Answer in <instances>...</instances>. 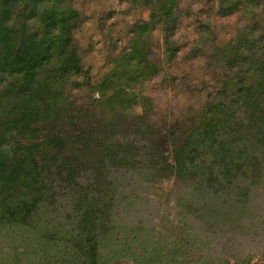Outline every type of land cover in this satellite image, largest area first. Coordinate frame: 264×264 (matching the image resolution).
<instances>
[{
	"label": "trees",
	"instance_id": "16d2710c",
	"mask_svg": "<svg viewBox=\"0 0 264 264\" xmlns=\"http://www.w3.org/2000/svg\"><path fill=\"white\" fill-rule=\"evenodd\" d=\"M74 1L0 0V264L264 256V0H209L239 25L218 43L200 22L192 54L214 82L168 122L142 90L163 62L154 31L164 63L180 52L185 0H122L149 17L95 83L78 80Z\"/></svg>",
	"mask_w": 264,
	"mask_h": 264
},
{
	"label": "rangeland",
	"instance_id": "374dc122",
	"mask_svg": "<svg viewBox=\"0 0 264 264\" xmlns=\"http://www.w3.org/2000/svg\"><path fill=\"white\" fill-rule=\"evenodd\" d=\"M74 6L81 12L75 36L83 52L85 69L89 72L79 76L78 80L83 83L89 77L95 83L112 69L113 58L128 43L133 24L139 19L147 20L149 13L135 10L122 0H75ZM181 7L184 17L175 36L180 52L171 65L164 63L162 32L155 30L153 49L163 62L159 76L148 81L142 90L153 99L160 117L167 122L185 112L183 110L190 105L198 106L204 95L201 90L203 80L214 82L210 72L204 69L205 57L192 54L200 22L211 20V29L216 32L220 43L235 35L240 21V13L231 17L220 16L209 0H185ZM165 76H169L166 84ZM70 92L81 97L89 94L90 89L83 85L80 89L71 88ZM168 186L167 183L164 185L165 190ZM256 253L251 264H264V256L261 252ZM193 256L196 261L198 256Z\"/></svg>",
	"mask_w": 264,
	"mask_h": 264
}]
</instances>
